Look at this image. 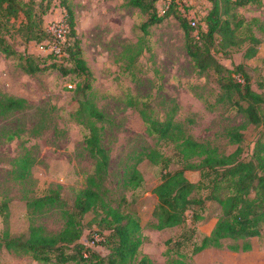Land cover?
Instances as JSON below:
<instances>
[{"label": "rangeland", "instance_id": "1", "mask_svg": "<svg viewBox=\"0 0 264 264\" xmlns=\"http://www.w3.org/2000/svg\"><path fill=\"white\" fill-rule=\"evenodd\" d=\"M71 2L82 55L91 72L89 79L57 68L27 74L17 58L0 52V92L24 98L29 105L23 111L0 118V236L5 232L13 236L24 234L30 225H42L49 232L64 226L56 210L30 215L26 202L30 197L43 195L49 188L60 186L61 195L71 204L77 191L85 186L93 163L83 143L87 129L78 121L75 111L81 94L87 93L106 115V120L98 125L102 126L103 144L110 155L109 175L104 183L107 197L116 203L124 195L128 200L127 210L135 211L140 219L142 244L130 264H140L142 259L146 264H170L178 257L169 250L168 242L181 229L174 226L159 230L153 226L156 218L152 212L157 197L151 190L161 179L162 166L152 163L146 153L155 149L167 156L170 171L180 168L182 162L172 142L158 139L147 131L140 109L158 119L173 112V121L186 135L210 143L223 153L235 149L227 130L241 124L243 116L230 102L219 101L221 89L212 71L199 73L193 67L184 48V31L173 14L149 26L144 34L140 26L147 16L129 5L128 0ZM174 3V9L189 23L194 21L195 26L203 25V18L211 7L207 0H174ZM161 7L158 1L157 8ZM64 15L65 10L55 0L43 17L44 27L52 33L62 31ZM227 17L232 26L239 20L243 25L235 32L236 43L224 51L216 43L215 57L228 68L245 65L252 87L258 91V86L264 84V0L231 9ZM249 28L258 44L255 55L245 58L249 42L243 41L246 39L243 33ZM10 42L20 53L45 56L56 50L47 41L25 42L19 36ZM45 61L46 65L53 62L52 59ZM86 83L90 86L83 91ZM132 98L136 101L133 107L128 105ZM261 131L264 134V127ZM12 133L14 138L7 139ZM243 133V154L248 155L258 129L248 125ZM24 155L32 160L30 174L23 180L14 179L11 172L14 159ZM132 165L139 170L143 182L140 187L128 190L123 187L122 174ZM185 176L192 182L200 178L197 170H186ZM220 213L216 202L206 201L201 218L193 224L195 234L191 241L208 235ZM187 214L189 217L190 213ZM92 216L84 217L86 228L92 224ZM90 232L85 229L80 240L89 242L100 254H106L107 250L96 243L100 237ZM248 242L251 245L248 251H233L224 245L209 246L191 254L187 248L185 252L190 255L184 259L190 264H264V226L261 235ZM0 264L44 263L1 247Z\"/></svg>", "mask_w": 264, "mask_h": 264}, {"label": "trees", "instance_id": "2", "mask_svg": "<svg viewBox=\"0 0 264 264\" xmlns=\"http://www.w3.org/2000/svg\"><path fill=\"white\" fill-rule=\"evenodd\" d=\"M54 1L0 0V52L6 57L17 58L19 66L27 74L57 68L63 73L71 72L89 79L91 72L82 55L71 0H58L65 10V28L62 31L52 33L43 25V17ZM158 1L128 0L129 5L139 8L147 16L140 30L146 34L149 26L173 14L184 31V48L193 67L199 73H214L221 89L219 101L230 102L243 116V122L227 130L229 142L236 147L229 153H223L210 143L186 135L173 121V112L158 119L140 109L147 131L158 139L172 142L182 162L180 168L170 171L167 170L170 161L167 156L155 149L146 153L152 163L162 166L161 179L151 190L157 197L152 212L156 218L153 226L159 230L174 226L181 229L175 239L168 242L169 250L178 257L170 264H190L184 258L209 246L225 245L233 251H248L251 248L248 239L259 237L264 226V134L261 131L264 127V84L258 86V91L255 90L246 66L238 64L234 68L226 67L215 57L214 47L218 43L224 51L225 47L236 43L235 32L243 21L239 20L232 26L227 17L229 10L258 4L261 0H207L211 7L203 18L204 26H191V22L174 9V0L160 14ZM16 36L25 42L42 44L47 41L56 50H51L45 56L20 53L10 42ZM243 37H246L243 41L249 42L244 57L251 58L256 53L258 39L250 28L243 33ZM46 59L53 62L46 65ZM58 59H62V62L58 63ZM85 85L83 91L90 86L88 83ZM78 103L76 118L87 129L83 143L93 163L85 186L77 191L71 204L61 195L60 186L49 188L43 195L30 197L26 202L30 215L56 210L63 218L64 226L56 232H49L42 225H30L21 235L13 236L5 232L0 236V248L29 255L44 264H130L142 244L140 219L135 211L127 210L128 200L124 195L116 203L107 197L104 183L109 175L110 155L103 144L102 126L98 125L106 120V115L87 93L81 94ZM128 105H136L134 98L128 100ZM27 108L29 105L24 98L0 92V118ZM248 125L258 129V136L251 153L244 155L243 130ZM14 136L13 133L9 134L7 139L11 140ZM31 165L32 160L28 155L14 159L13 178L25 179L30 174ZM186 170L199 171V180L190 181L185 176ZM142 182L135 165L124 170V189L134 190ZM206 201L216 202L221 213L210 233L192 242L195 234L193 224L201 218ZM87 214L93 215V222L87 228L90 234L100 237L96 243L107 250L104 255L89 242L80 240L87 229L83 223ZM92 225L96 227L95 231ZM90 240L95 243L92 237ZM187 248L191 250L189 254L185 252ZM140 264H146V260L142 259Z\"/></svg>", "mask_w": 264, "mask_h": 264}, {"label": "built area", "instance_id": "3", "mask_svg": "<svg viewBox=\"0 0 264 264\" xmlns=\"http://www.w3.org/2000/svg\"><path fill=\"white\" fill-rule=\"evenodd\" d=\"M159 1L162 3V7L158 8V12L160 14H163L165 12V10L168 9V6H169L171 0H159ZM191 24L194 25L195 22L192 21ZM48 31H51V29L49 28ZM57 36L62 39V36L60 34H58Z\"/></svg>", "mask_w": 264, "mask_h": 264}]
</instances>
